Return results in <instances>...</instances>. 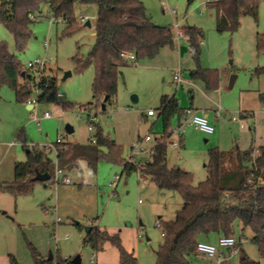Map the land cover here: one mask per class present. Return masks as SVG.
<instances>
[{"label": "rangeland", "instance_id": "374dc122", "mask_svg": "<svg viewBox=\"0 0 264 264\" xmlns=\"http://www.w3.org/2000/svg\"><path fill=\"white\" fill-rule=\"evenodd\" d=\"M143 1L152 20L172 26L176 35V23L204 30L201 65L220 71L222 97L219 98L215 92L219 88L208 90L213 95L209 101L192 85L199 82L206 90L202 80L191 78L190 69L196 67V61L187 37L177 35L175 41L179 56L173 68H183V74L186 73L192 84L176 87L173 71L168 67L170 59L164 56V51L169 49L165 46L156 59L144 58L124 66L116 101L108 102L105 110L94 107L90 112L92 116L97 113L95 121L102 125L104 134L123 147V156L127 159L132 145L139 139L151 135V142L143 141L144 146H151L155 138L162 135L163 115H158L155 121L142 112L154 108L160 113L163 92L175 93L184 108L206 111L209 122L212 124L214 121L216 130L212 134L185 122L186 117L180 120L177 114L171 118L169 127L174 140L179 141L180 134L183 137V145L175 148L169 144L170 164H178L191 171L194 183L198 184L207 178L206 164L211 148L231 150L236 145L247 147L252 138L258 146L264 143V103L259 99V93L264 91V73H256L257 67L264 66V54L256 51V34L264 32V3L260 6L258 22L251 16H245L240 28L231 33L217 31V12L206 3L208 0H196L191 5L188 0ZM172 9L177 10V15L171 13ZM75 14L78 21L81 15L88 17L92 26L79 21L80 29L65 34V23L54 18L44 7L43 13L31 25L33 34L24 51L17 49L13 33L0 23V40L8 43L10 51L18 56L25 69L27 62L37 57L48 55L53 58L47 73L57 77L58 91L64 94L57 102H38L33 112L25 103L16 101L13 88L8 85L0 88V169L6 180L14 175L12 163H6L3 156L10 141H16L13 151L19 158L27 160L23 137L28 139L29 148L47 151L45 147L54 146L59 135L63 142L86 144L96 132L94 125L89 127V109L82 106L94 100L92 82L95 69L89 66L80 72L73 57L80 54L85 58L95 42L97 6L76 0ZM182 46L188 47L183 55L180 52ZM146 63L145 69L143 65ZM67 71L72 74L63 79ZM233 74L237 77L231 85ZM63 102L73 103V106L64 108ZM213 102H220L223 107L218 120H212L217 109ZM46 112H50L51 117H45ZM33 114L38 120L32 118ZM69 125L73 127L71 132L67 131ZM178 131H181L179 135ZM47 153L56 160L54 147ZM122 170L121 164L103 159L95 171L84 161L82 170L68 173V180L48 186L41 181L36 182L29 194L15 197L0 187V264H11V258L18 264H35L31 245L41 257L52 254L55 262L58 258L78 255L81 264H102L97 252L84 243L85 231L77 222L84 226L96 222L109 231L120 232L123 245L134 250L140 264H156L155 252L164 241L162 228L158 226L159 216L163 220L174 218L183 198L176 190H161L153 181H141L136 171L121 175ZM234 236L252 260L264 264V256L251 240L253 232L250 228L243 229L237 225ZM211 242L216 244L218 239ZM112 249L118 252L116 246L107 243L104 255L108 264H114ZM240 255L239 246L232 257V264H239ZM203 262L202 259L201 264Z\"/></svg>", "mask_w": 264, "mask_h": 264}, {"label": "trees", "instance_id": "16d2710c", "mask_svg": "<svg viewBox=\"0 0 264 264\" xmlns=\"http://www.w3.org/2000/svg\"><path fill=\"white\" fill-rule=\"evenodd\" d=\"M83 4H95L97 17L95 23V42L85 58L76 54L73 58L80 72L93 66L95 74L92 82L94 100L82 105L84 108H101L108 102L114 103L118 96L119 81L123 77L122 68L130 65V60L123 53L132 52L137 60L155 58L165 46L175 47L174 30L170 25H160L147 17L143 0H79ZM196 0H188L191 5ZM76 0H0V23L13 33L19 51H24L32 37L31 25L36 18L48 8V12L57 20L65 23V34L80 29L75 14ZM264 0H217L216 29L219 32L237 31L245 16H251L256 22ZM34 15L35 19L30 16ZM185 36L189 45L194 48L193 57L196 67L191 70L192 79L204 82L206 90L220 87L221 76L218 69L204 68L201 65V44L205 32L197 26H186ZM256 51L264 54V32L256 36ZM257 74L264 73V66L256 68ZM32 75L23 67L18 56L12 53L6 41L0 40V88L10 86L19 103L28 102L32 94ZM39 102H57V77L47 78ZM104 99V102H102ZM264 103V92L259 93ZM2 95L0 93V103ZM64 108L73 103L63 102ZM104 109V110H105ZM187 108L180 105L175 95L166 94L161 99L160 113L164 117V131L154 144V153L146 162L129 163L123 156V147L114 139L104 134L102 125L88 120L96 132L86 144L64 142L57 144L56 160L38 147H26L28 158L15 163V179L12 182L0 183L15 197L29 194L34 185L37 173H47L50 179L41 181L44 185L52 184L59 167L63 171L79 167V161L85 160L96 169L103 159L119 163L122 173L133 171L149 177L161 190H176L183 198V204L170 220H160L159 227L164 233V241L156 250V264H194L198 256L199 241L211 242L221 236H234L237 225L243 229L250 228L251 238L264 256V145L255 156V148L241 149L235 146L231 150L218 147L209 150V161L206 164L207 178L195 184L194 174L178 165L169 166L167 162L169 142L173 132L169 130L171 118L177 114L185 118ZM97 116V113L95 114ZM96 138V143L92 139ZM23 141H27L23 137ZM183 142V137L181 138ZM104 148L107 150L104 151ZM64 175V174H63ZM66 177V175H64ZM63 177V178H64ZM252 179V182H249ZM80 228L83 225L77 223ZM84 240L95 252L112 243L119 252V264H140L134 251L128 250L122 242L119 232H110L92 224ZM213 243V242H212ZM240 246V264H260L252 260ZM33 250L35 264H73L72 258L41 257ZM11 264H18L11 258Z\"/></svg>", "mask_w": 264, "mask_h": 264}, {"label": "built area", "instance_id": "2783aa9c", "mask_svg": "<svg viewBox=\"0 0 264 264\" xmlns=\"http://www.w3.org/2000/svg\"><path fill=\"white\" fill-rule=\"evenodd\" d=\"M210 2V0L206 1V3L208 4ZM171 13L173 15H177V10L176 9H172ZM31 18L35 19L34 15L30 16ZM61 20V19H59ZM88 17L81 15L79 17V21H81L82 23H86V21H88ZM52 21V18H51ZM176 28H178L177 30V35L178 36H182L185 35V27L180 26L179 23L175 24ZM176 33H174V37L176 38ZM48 42H46V46ZM190 46V45H189ZM191 47V46H190ZM192 48V47H191ZM188 49V47H187ZM192 53H194V48H192ZM123 56L128 58L132 63H137V59L135 57V54L132 52H126L123 53ZM53 62V58L51 56L45 55L43 57H37L29 62H27V70L30 71L33 79H32V94L29 98V103L32 104L33 108L31 109L33 112L35 110L36 104L39 102L38 101V97L42 94V89L43 86H47V78L49 77V74L47 73L50 70V64ZM173 79L175 81V83L177 85H181L185 82V78H184V74H183V68H181L180 66L177 67L173 73ZM58 97L62 98L64 97V94L58 91ZM216 117H221L222 115V108L219 106L216 110ZM186 118H185V122L190 123V124H195V126L200 129L201 131L205 132V133H212L215 130V127L213 124H211L207 118L206 113H202V114H198L196 111L192 110L191 108L186 110ZM147 115L151 116L153 119H157L158 118V112L153 109L150 108L147 110ZM45 117H51V113L50 112H46ZM88 116H90L91 121H95L96 120V115L94 114L93 116L90 114H88ZM32 118L35 120H38V117H36V115H32ZM90 128H93V125L90 124L89 126ZM181 131H178V133H180ZM153 140V138L151 137V135L147 134L144 138H142L141 140L139 139V142L135 143L132 145L131 147V153L129 154V156L127 157V162L129 163H137V156L147 152L150 156L153 155L154 153V144L151 145L148 148H145L143 146V141L146 142H151ZM16 143V141L13 142V144ZM63 139L62 136L59 135L57 138V141L55 143V145L53 146V144L51 145H47V147H45L48 150H51L52 147L55 148L56 153H57V144H62ZM92 143H96V138L92 139ZM172 143L174 146H178L179 142L178 141H174V142H170ZM260 152L259 148H256L254 151V155L256 156L258 153ZM143 163V162H142ZM264 171V169H263ZM64 174V171L57 167L53 180H52V184H59L61 182H64V180H68L67 177H64L61 180V176ZM139 179L141 181L145 180V176L139 172ZM249 182H252V179H249ZM160 225V221L158 220V226ZM164 235V233H162ZM68 237V236H67ZM226 249L228 252H225L224 250ZM239 250V245H238V240L235 238V236H221L218 239V242L212 243V242H208V241H199L197 244V252L199 253V255L203 256L205 261L203 264H228L230 258L236 254Z\"/></svg>", "mask_w": 264, "mask_h": 264}, {"label": "crops", "instance_id": "0c3cea01", "mask_svg": "<svg viewBox=\"0 0 264 264\" xmlns=\"http://www.w3.org/2000/svg\"><path fill=\"white\" fill-rule=\"evenodd\" d=\"M210 2L211 3H208V5L210 6V7H214L215 9H216V7H215V5H216V2H217V0H210ZM146 13H147V11H146ZM147 17L150 19V20H152V18L147 14ZM153 21V20H152ZM153 22H155V21H153ZM156 23V22H155ZM258 33V32H257ZM256 36H257V34H256ZM167 48H169L168 50H166V51H164V56L165 57H167V58H169L170 60V62H171V64H169V66L168 67H170L169 69L170 70H172L173 71V73H174V71H175V69L176 68H173L174 67V65H175V63H176V61L178 60V56H179V53H178V50L179 49H177V45L175 46V47H170V46H166ZM165 48V47H164ZM162 50V49H161ZM181 52V55H183L184 54V52H182V51H180ZM159 54H161V53H159ZM158 57V56H157ZM157 57H155V59L157 58ZM155 59H153V60H155ZM148 62H150V61H148ZM132 62H130V64H131ZM146 65H148V63H146V64H144L143 66L145 67V69H146ZM204 67V66H203ZM204 68H206V67H204ZM123 69H124V67L122 68V71H123ZM194 68H192V69H190V72H191V70H193ZM184 71V70H183ZM237 77V76H236ZM184 78H185V82L184 83H191V81L189 80V79H187V75H186V73L184 74ZM173 81H174V79H173ZM174 83H175V81H174ZM184 83L183 84H181V85H177L176 83H175V85H176V87L177 88H179L180 86H183L184 85ZM192 84V83H191ZM233 84V83H232ZM231 84V85H232ZM192 85H194L195 87H196V89L199 91V92H201L202 94H204L205 96H207V99L210 101V100H212L213 98V95H212V93H209L208 92V90H204V87H203V85L201 84V83H199V82H197V83H193ZM165 91H167V90H165ZM192 91H193V93H194V89H192ZM208 92V93H207ZM217 94H218V96H219V98H221L222 96H221V89L219 88L218 90H216L215 91ZM261 92H264V91H261ZM0 93H1V89H0ZM166 94H169V95H175V93L174 94H170L169 92H163L162 94H161V99H162V97L164 96V95H166ZM195 94V93H194ZM2 95V94H1ZM139 97H140V95L138 96V97H136V101H138L139 100ZM29 101V100H28ZM19 103V102H18ZM25 105L27 106V108L29 109V110H31L32 108H33V106H32V104L31 103H29V102H26L25 103ZM221 107L222 108V111H223V107H222V105L220 104V102H213V107H216V108H218V107ZM193 107H191V109H192ZM215 108V109H216ZM154 109V108H153ZM187 109H189V108H187ZM194 111H196L198 114H202V113H206V115L208 116V114H207V112L206 111H202V112H198V110H194ZM158 112V111H157ZM143 113V115H145V116H148V117H151V116H149V115H147V112L146 113H144V112H142ZM158 115H159V112H158ZM152 118V117H151ZM153 119V118H152ZM158 119V118H157ZM157 119H153V120H157ZM214 119H216V120H218L219 119V117H212V120H214ZM214 122V121H213ZM213 122H212V124H213ZM215 127V126H214ZM216 130V129H215ZM215 130H214V132H215ZM214 132H212V133H214ZM181 133V132H180ZM212 133H207V134H212ZM178 135H179V133H178ZM159 138V137H158ZM179 145L178 146H174L175 148H177V147H179V146H181V145H183L182 144V141H181V138H182V135L180 134L179 135ZM27 139V138H26ZM156 139V138H155ZM28 140V139H27ZM115 140V139H114ZM116 141V140H115ZM174 141H177V140H174V138H173V135H172V137H171V139H170V142H174ZM13 142L14 141H10L9 143H8V145H7V148L4 150V160H5V162L6 163H8V162H10V163H12V166H13V168H15V163L17 162V161H25L24 159H20L19 158V156H18V154H17V152L16 151H13V148L16 146V144L17 143H14L13 144ZM27 142L28 141H25L24 142V147L26 148V147H29V144H27ZM92 142V141H91ZM117 142V141H116ZM170 142H169V144H170ZM118 143V142H117ZM119 144V143H118ZM153 144H154V142H153ZM152 144V145H153ZM262 145H264V143L262 144ZM262 145H256V144H254V140H253V138L251 139V142H250V145H248L247 147H240L241 149H249V148H251V147H254L255 149L256 148H260ZM144 146V145H143ZM145 148H148V147H150V145L148 146H144ZM47 152V151H46ZM151 157L152 156H150L147 152H144V153H142V154H140V155H138L137 156V161L138 162H146V161H148V160H150L151 159ZM85 160H80L79 161V167H76V168H73V169H71V170H64V175H66V177H68V173L69 172H71V171H73V170H82V162H84ZM3 162V161H2ZM86 163H87V161H85ZM167 162H168V165L169 166H173V165H178V164H173V165H171L170 164V162H169V158H168V155H167ZM88 164V163H87ZM89 165V164H88ZM90 166V165H89ZM98 166V165H97ZM178 166H180V165H178ZM91 167V166H90ZM180 167H182V166H180ZM92 168V167H91ZM183 168V167H182ZM93 169V168H92ZM96 169H97V167H96ZM96 169H93V170H95L96 171ZM183 169H185V168H183ZM185 170H187V169H185ZM13 171H14V175H12V177H10V178H7V180L5 179V178H3V176H2V169H0V183H6V182H12L14 179H15V170L13 169ZM122 174H125V173H121V175ZM127 174V173H126ZM131 174V173H130ZM129 175V174H128ZM144 181H152L149 177H145V180ZM159 219L161 220L162 219V216H159ZM170 219H172V218H170ZM170 219H167V220H170ZM163 220V219H162ZM77 223H79V222H77ZM81 224V223H80ZM92 224H94V225H97V226H99V227H101L99 224H97L96 222H91V223H89L88 225H92ZM81 225H83V224H81ZM80 228V227H79ZM101 228H104V227H101ZM81 230H84L85 231V236H84V238H83V241L85 240V238H86V235H87V231L85 230V226L83 225V228H80ZM107 229V228H106ZM108 230V229H107ZM110 232H113V231H110ZM119 234H120V232H119ZM120 236H121V234H120ZM122 238V237H121ZM215 240V239H214ZM113 250V252H114V264H119V252H117L115 249H112ZM128 250H130V249H128ZM224 250V249H223ZM107 250H106V245H105V247H104V249L102 250V251H100V252H97V257L100 259H102V264H108V260L106 259V256L104 255V253L106 252ZM131 251H134V250H131ZM225 252H228L226 249L224 250ZM235 255V254H234ZM233 255V256H234ZM75 256H77V255H75ZM137 256V255H136ZM232 256V257H233ZM46 257H50V255L49 256H46ZM232 257L230 258V260H229V262H228V264H232ZM68 258H70V257H68ZM202 259H203V261H205V259H204V257L203 256H201V255H199L198 254V256L197 257H195L194 258V264H201V261H202ZM93 260V259H92ZM204 263V262H203ZM202 263V264H203ZM81 264V263H80ZM239 264H240V261H239Z\"/></svg>", "mask_w": 264, "mask_h": 264}, {"label": "water", "instance_id": "95a60500", "mask_svg": "<svg viewBox=\"0 0 264 264\" xmlns=\"http://www.w3.org/2000/svg\"><path fill=\"white\" fill-rule=\"evenodd\" d=\"M85 26H88V27H91V26H92L90 20L86 21ZM181 51H182V52L187 51V46H182V47H181ZM71 74H72L71 71H67V72L65 73L63 79H66V78H67L68 76H70ZM236 76H237L236 74H233V75H232V77H231V84L233 83V81H234V79L236 78ZM104 109H105V105H103V110H104ZM67 131H68V132L73 131V127L69 125V126L67 127ZM49 179H50V175L47 174V173H37V175L35 176V180L47 181V180H49ZM91 228H92L91 225H87V226H85V230H86L87 232H89V231L91 230ZM52 257H53V255L50 254V258H52ZM72 262H73V264H80V263H81L80 257H79L78 255L75 256V257L72 259Z\"/></svg>", "mask_w": 264, "mask_h": 264}]
</instances>
